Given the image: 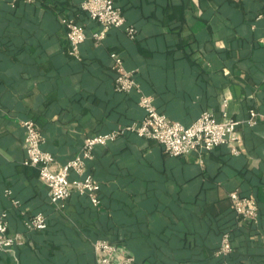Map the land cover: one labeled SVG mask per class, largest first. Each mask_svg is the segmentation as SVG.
Returning a JSON list of instances; mask_svg holds the SVG:
<instances>
[{
	"label": "crops",
	"instance_id": "1",
	"mask_svg": "<svg viewBox=\"0 0 264 264\" xmlns=\"http://www.w3.org/2000/svg\"><path fill=\"white\" fill-rule=\"evenodd\" d=\"M82 1L0 0V215L8 213L11 235H23L13 252L0 251V264H97L90 228L124 239L119 249L136 264H200L220 242L216 218L236 189L257 198L260 216L236 233L232 262L264 264V117L239 128V155L218 146L171 156L136 133L99 146L88 171L102 185V205L72 195L66 216L50 212L39 170L24 164L22 125L33 119L41 128L58 169L88 136L141 120L137 94L115 89L113 50L173 119L244 118L253 107L264 116V0H116L137 35L112 28L98 44L100 25ZM65 16L88 33L80 57L69 53ZM39 212L47 230L29 227Z\"/></svg>",
	"mask_w": 264,
	"mask_h": 264
},
{
	"label": "built area",
	"instance_id": "2",
	"mask_svg": "<svg viewBox=\"0 0 264 264\" xmlns=\"http://www.w3.org/2000/svg\"><path fill=\"white\" fill-rule=\"evenodd\" d=\"M81 8L92 21L100 25V29L92 34L95 43H101L112 28H125L130 38L136 37V27L127 22L123 9L116 0H83ZM61 20L67 28L69 53L80 57L81 46L88 38L85 26L70 16L62 17ZM110 56L117 73L115 89L123 93L137 94L139 105L144 112L141 120L119 124L109 131L88 136L81 150L58 169L53 166L56 162L55 155L43 147L45 139L41 128L33 119L22 121L27 155L24 164L39 170L40 180L48 188L50 202L58 210L64 209L75 192L87 195L93 207H101V183L88 171V161L93 157L97 147L106 146L127 133H136L141 137L158 141L171 156H185L190 153L202 155L218 146H226L233 155H239L244 143L239 128L243 125L255 126L264 117L256 109H250L244 118L229 117L225 111L222 119H218L211 111H205L192 123L185 124L158 109L154 96L142 90L136 78V70L126 66L120 52L113 50ZM229 197L237 217V226L244 227L258 222L260 207L254 195H244L236 189L229 193ZM17 202L19 201L15 203ZM9 224L8 213H1L0 251L13 252L16 243L23 238L20 233L11 235ZM46 226L47 217L44 212L35 214L29 224L33 229H45ZM93 247L97 264H136L133 255L126 250L121 251L118 244L108 239H95ZM233 250L234 236L231 231H227L222 235L219 248L215 252L220 261L218 264H230L228 257ZM119 255L122 256L120 260Z\"/></svg>",
	"mask_w": 264,
	"mask_h": 264
},
{
	"label": "trees",
	"instance_id": "3",
	"mask_svg": "<svg viewBox=\"0 0 264 264\" xmlns=\"http://www.w3.org/2000/svg\"><path fill=\"white\" fill-rule=\"evenodd\" d=\"M17 1H19V0H17ZM37 1H39V0H37ZM122 8V7H121ZM82 9V8H81ZM123 9V8H122ZM83 11V10H82ZM123 12H124V9H123ZM124 14H125V12H124ZM76 15L74 14V16L73 17H75ZM125 16H126V14H125ZM76 21H78L77 20V18H74ZM137 29V28H136ZM132 39H134V38H132ZM114 69V68H113ZM114 71H115V69H114ZM115 73H116V71H115ZM116 75H117V73H116ZM136 78H137V80L139 81L140 80V76H139V73H138V71L136 72ZM116 79V78H115ZM252 109H256L257 111H259V109L257 108V107H253ZM260 112V111H259ZM110 144V143H109ZM108 144V145H109ZM107 146V145H106ZM91 173V172H90ZM91 174H93V173H91ZM93 176L94 177H96L94 174H93ZM97 178V177H96ZM98 179V178H97ZM242 194H244V195H251V194H246V193H244V192H241ZM73 195H76V196H81V197H88L87 195H83V194H80V193H77V192H75V193H73ZM100 197H101V200H102V185H101V191H100ZM88 199L90 200V198L88 197ZM105 199V197H104V191H103V200ZM69 202V201H68ZM68 202H67V204H66V206L64 207V209H61V210H58V209H56L52 204H51V209H50V212H53V213H56L55 215H63V216H66V215H68ZM103 202V201H102ZM89 207H92V208H95V207H93L92 206V204H91V201H90V204H89ZM259 216H260V212H259ZM47 217V216H46ZM49 218V217H48ZM215 220V219H214ZM216 220H220V222H222L221 224H220V227H219V238H220V240H221V237H222V235L225 233V232H227V231H231L232 233H233V236L235 237V235H236V233L238 232V231H240V230H242V229H244L245 227H248L247 225L246 226H244V227H240V226H237V217H236V214H235V212H234V210L232 209V205L230 206V208H229V211H228V213H227V215L226 216H224L223 217V219L221 220V219H219V218H216ZM255 223H253V224H249V225H254ZM49 228V222H48V220H47V226H46V228L45 229H41L42 231L43 230H47ZM87 236L92 240V242L95 240V239H97V238H104V239H108L109 241H111V242H113V243H116V244H118L120 241H125L124 239H120V237L119 238H116V236H114V235H112V236H110L108 233H106L105 231H102V230H100V231H98V230H96V229H91L90 228V230H88L87 231ZM219 245H220V242H219V244L215 247V248H213L211 251H210V254H209V256H208V258L206 259V260H203L200 264H218L219 262H217V263H214V259H215V261H216V259H217V257L215 256V252H216V250L219 248ZM232 257H233V252L230 254V256L228 257V261H229V263L230 264H233V262H232Z\"/></svg>",
	"mask_w": 264,
	"mask_h": 264
}]
</instances>
